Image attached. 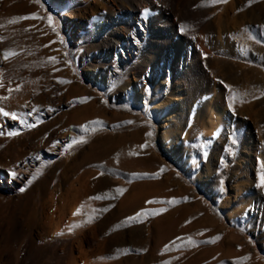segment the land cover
I'll return each instance as SVG.
<instances>
[{
	"label": "rangeland",
	"instance_id": "obj_1",
	"mask_svg": "<svg viewBox=\"0 0 264 264\" xmlns=\"http://www.w3.org/2000/svg\"><path fill=\"white\" fill-rule=\"evenodd\" d=\"M26 1L0 264H264V0Z\"/></svg>",
	"mask_w": 264,
	"mask_h": 264
},
{
	"label": "bare ground",
	"instance_id": "obj_2",
	"mask_svg": "<svg viewBox=\"0 0 264 264\" xmlns=\"http://www.w3.org/2000/svg\"><path fill=\"white\" fill-rule=\"evenodd\" d=\"M18 1L0 0V43L19 39L21 24L25 21L30 22L31 28H35L34 22L29 21L28 17L33 13L30 3L23 0V4L19 5ZM20 50L22 49H17ZM4 71L0 64V129L9 132L15 123H26L28 118L25 105L29 97L24 88H18L15 76L6 75ZM16 259L18 262L21 259L19 252L16 253Z\"/></svg>",
	"mask_w": 264,
	"mask_h": 264
}]
</instances>
